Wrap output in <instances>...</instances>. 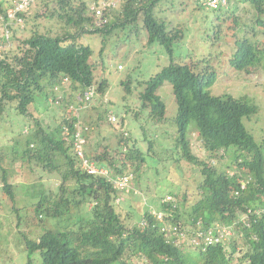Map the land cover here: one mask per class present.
I'll list each match as a JSON object with an SVG mask.
<instances>
[{"label": "trees", "instance_id": "1", "mask_svg": "<svg viewBox=\"0 0 264 264\" xmlns=\"http://www.w3.org/2000/svg\"><path fill=\"white\" fill-rule=\"evenodd\" d=\"M91 1L36 0L34 5L45 7L44 11L40 10L41 14L61 23L60 30L53 34L51 28L43 31L34 24L30 35L9 53L18 30L12 28L11 43L0 53V118L8 104L23 118L34 117V110L37 113L46 110L42 99L46 100L49 95L44 82L51 85V101H65L66 107L74 102V93L65 100V90L78 91L82 95L94 86L95 94H104L108 82L103 78L95 80L94 66L89 62L92 49L82 36L98 33L104 41L112 29H125V23H133L142 15L148 42L160 44L170 56L166 66L142 81L144 88L137 94L141 102L139 109L148 110L147 117L154 124L152 136L143 138L147 149L136 145L137 138L131 137L133 143L129 145V138L119 136L120 147H107L101 153L92 154L86 147L89 129L85 154L98 166L108 168L112 176L132 174L133 178L149 157L157 162L166 160L178 168L182 177L180 160H184L199 172L200 178L196 182L191 180L194 193H197L188 198L182 194L184 192L179 195L180 186L177 190L167 188L169 191L156 200L141 202L144 206L135 222L129 218L132 217L130 212L123 214L121 211L123 200L119 198L124 192L115 189L107 177L88 174L81 168L70 137L75 117L63 114L54 127H43L39 118L34 120V125L23 120L28 129L23 140L14 139L10 150L0 151V197L3 200L0 204L21 218L22 208L17 206L16 199L17 191L25 185L23 207L32 209L39 221L45 218L54 224V228L40 225L42 232L37 239L22 231L13 234L28 253L27 264H34L30 258L34 253L40 258L37 257V264H132L135 256L147 264H264V142L257 143L243 123L244 117L257 113L258 106L246 96L208 92L217 77L211 56L191 63L173 58L174 45L181 42L183 33L177 28L168 30L166 20L156 13L158 3H171L172 0H121L102 28L93 27ZM238 1L228 0L227 7L215 9L223 12L216 18L232 13L230 8ZM242 1L252 4L259 15L264 13V0ZM196 5L214 10L199 3ZM49 9L50 14L46 15ZM31 11L24 13L25 23ZM40 11H36L35 17ZM5 12V1L0 0V18ZM256 22L264 26L263 18L258 16ZM71 27L75 32L69 30ZM214 28L216 39L220 23ZM235 47L229 59L234 69L248 71L251 66L264 65V45L243 38L236 41ZM64 77L68 79L65 85L61 83ZM164 82L172 85L177 104L173 133L165 130L166 106L156 93ZM121 85L127 94L131 92L128 80H121ZM55 86L60 88L56 91ZM140 110L135 113H141ZM171 126L174 128V121ZM65 127L70 130L67 135ZM191 130L199 137L204 155L201 158L192 150ZM157 135H160L161 147L158 151L154 147ZM165 138L173 143L161 140ZM226 154L232 163H221ZM8 156L11 163H2ZM214 160L219 163H213ZM17 161L20 163H14ZM12 164H19L28 179L24 181L27 184L17 186L10 180L11 171L14 173ZM44 175H53L59 180L55 190L45 187ZM166 193L171 199H166ZM216 226L228 227L231 235L224 242L202 243L197 231ZM2 228L0 221V234ZM173 232L183 234L182 241L175 239ZM2 236L8 238V235ZM193 238L197 241L192 243ZM238 241L245 247L241 255L234 258Z\"/></svg>", "mask_w": 264, "mask_h": 264}, {"label": "rangeland", "instance_id": "2", "mask_svg": "<svg viewBox=\"0 0 264 264\" xmlns=\"http://www.w3.org/2000/svg\"><path fill=\"white\" fill-rule=\"evenodd\" d=\"M158 4L160 6H158L156 13L159 17L166 20L168 30L177 28L183 33L181 42L174 45L173 58L177 61L191 63L198 59L210 58L211 56L210 62L216 70L217 77L215 82L207 89L208 92L212 95L246 96L255 103L258 106L257 113L252 114L250 117H244L243 123L252 134L254 140L257 143H263L264 65L251 66L248 71L246 69L236 70L231 66L229 59L234 52V48H236L237 40L247 38L251 42H257L260 46L264 45V26L256 22L258 16L264 19V13L259 15L252 4L242 0L236 2V5L230 8L233 9L232 13L229 12L226 15L224 13L219 19L216 16L223 12L199 8L193 0H172L171 3L162 2ZM52 7L53 4H50L49 8ZM31 10L24 28L16 30V36L13 39L9 53L13 51L22 39L30 35L34 24H38L39 30L43 31L51 28L53 34L60 30L61 23L56 22V18L46 17L41 14L42 11L40 10H45L43 5L37 3ZM50 10L45 11L46 15L50 14ZM36 11H40L38 17H35ZM219 23L221 30L218 32L219 34L217 33V38L215 39L214 26ZM125 24L127 25L125 29H112L104 41H102V37L98 33H86L82 36V40L92 49L89 62L94 66L95 80L98 81L103 78L108 82V88L104 94H95L90 102L91 104L88 105L89 107L78 110L80 122L87 124L90 129L86 147L92 154L101 153L107 147L108 149L120 147L119 136L129 138V142H127L129 145L137 138L136 145L142 149H147V142L143 138H146V135H150L154 131L152 127L154 124L147 117L148 110L139 109L141 102L137 94L144 88L142 81L145 82L166 66L170 62V56L160 44L148 42V33L143 25L142 15H139L133 23ZM1 27L0 18V33ZM69 30L72 33L75 32L73 27ZM119 65L121 68H119ZM121 80H128L130 93H126L124 86L121 85ZM44 85H47L46 90L49 96L46 100L42 99V101L47 105V109L42 110L40 113L34 110V117L23 118V116L16 114L9 104L7 105L8 108L0 118L1 153L12 148L14 139L23 140L24 135L28 133L27 126L24 125L23 120L34 125V120L39 118L43 127L47 125L54 127L63 114L72 117L73 114L77 113L78 108L75 111L74 107L77 106L76 96L79 94L78 91L65 90V100L74 93V102L67 108L66 104L68 103L65 101L62 102L61 100L59 103H53L51 101L53 97L51 85L46 82H44ZM156 93L166 106L165 116L167 120L164 123H167V126L166 128L165 126L163 127L173 133L176 128L174 119L177 113V104L172 85L169 82H164ZM139 110L141 113H135V111ZM110 115L116 118V122L109 120ZM172 121H174V128L171 126ZM162 129L160 128V130ZM160 130L156 133H159ZM155 137L157 143H155L154 147L158 151L161 149L159 146L160 135ZM161 140L169 144L173 143L170 138ZM190 141L193 152L198 154L200 158L203 157L199 137L194 130H191ZM122 149L125 150L126 146L123 145ZM10 158L8 156L1 162L11 163ZM229 158L231 157L226 154L221 163L230 162ZM14 163H20V161ZM180 163L181 169H183V178L179 176L178 168L171 166L166 160L157 162L154 157H149L146 163L141 164L139 172H136L132 179V191L121 194L123 201L120 206L123 214L125 211L130 212L132 217L129 218L136 222L144 206L141 205V202L144 204V199L148 201L156 200L159 195L169 191L167 188L177 190L176 187L180 186L179 195L185 194L186 197L193 198L197 192L194 193L195 187L191 180L196 182L200 178L199 172L193 168L194 166L184 160H180ZM213 163L219 162L214 160ZM233 165L235 166V164ZM11 166L14 169V173L11 171L10 180L17 186L20 183L27 184L24 181L28 179L22 174L19 164H14V166L12 164ZM229 170L233 172V169L229 168ZM43 183H45V187L55 190L59 180L53 175H44ZM24 188L25 185L17 191L16 199L17 206L22 208L20 209L21 218H18L7 206L2 208L0 204V221L3 225L1 233L8 235V238L5 239L0 234V264H27L28 262L29 256L26 249H22L21 242L13 235L16 231L28 233L32 238L37 239L42 232L40 225L44 224L49 228H54V224L49 222L48 219L43 218V221H39V218L37 219L34 216L32 209L23 207L25 202L24 194L26 195V189L24 190ZM167 195L168 193H166ZM0 201L3 202L1 197ZM172 235L178 241H182L180 234L173 232ZM237 246L236 252L233 254L234 258L240 256L241 251L245 247L240 241H238ZM226 249L228 252L231 251L229 246ZM37 257L39 258L37 253L30 257L33 259L34 264L38 263ZM131 263L147 264L144 259L138 256L133 257Z\"/></svg>", "mask_w": 264, "mask_h": 264}, {"label": "built area", "instance_id": "3", "mask_svg": "<svg viewBox=\"0 0 264 264\" xmlns=\"http://www.w3.org/2000/svg\"><path fill=\"white\" fill-rule=\"evenodd\" d=\"M6 4L5 16L1 17V33H0V53L5 50L11 43L13 38L12 28L22 29L25 26V12L31 10L36 0H4ZM121 0H92L89 5V10L93 17V27L102 28L108 23L109 14L113 9L119 6ZM196 3L202 4L209 9L225 8L228 5V0H194ZM119 68L121 66L119 65ZM62 84H67L68 79L66 77L61 81ZM59 86H55L54 89L57 91ZM95 87L90 86L87 88L82 95L79 93L76 97L77 106L74 110L77 113L73 114L77 120L74 123L73 133L70 135L73 143L74 152L77 154L80 160L81 168L88 174L102 175L107 177L108 181L113 184V187L120 192H129L131 189V182L133 179L132 174H123L112 176L108 168L98 166L95 161L90 159L85 154V145L87 143L86 133L89 131L87 125H83L79 120V109H85L90 104L93 96L95 95ZM60 97V96H59ZM111 122H116V118L113 115L109 116ZM65 134H69V128L65 127ZM121 199V198H119ZM166 199H171L169 195ZM160 217V216H159ZM199 225V222L197 223ZM176 229V227H175ZM181 236L183 234H180ZM231 235V230L228 227H219L200 229L197 231V236L201 239L205 245L216 244L224 242L227 237ZM197 241V238H193L191 242Z\"/></svg>", "mask_w": 264, "mask_h": 264}, {"label": "clouds", "instance_id": "4", "mask_svg": "<svg viewBox=\"0 0 264 264\" xmlns=\"http://www.w3.org/2000/svg\"><path fill=\"white\" fill-rule=\"evenodd\" d=\"M193 1H194V0H193ZM194 2H195V1H194ZM90 3H91V2H90ZM195 3H196V2H195ZM118 7H119V6H118ZM118 7H116V8H118ZM116 8H115V9H116ZM111 12H112V11H111Z\"/></svg>", "mask_w": 264, "mask_h": 264}]
</instances>
